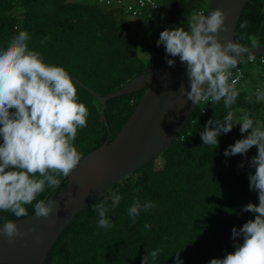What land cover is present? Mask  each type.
Here are the masks:
<instances>
[{
	"label": "trees",
	"instance_id": "obj_1",
	"mask_svg": "<svg viewBox=\"0 0 264 264\" xmlns=\"http://www.w3.org/2000/svg\"><path fill=\"white\" fill-rule=\"evenodd\" d=\"M206 8L205 0H0V48L20 31H27L32 37L30 49L40 52L46 63L64 67L71 77L106 95L165 63V47L157 46L160 33L182 25L187 29L188 16L203 10L206 14ZM243 21H247L246 29L239 27ZM244 34L255 35L259 45L264 44V0L247 2L235 32L236 41L247 45V39L240 40ZM73 81L79 102L89 110L87 127L78 129L74 141L83 158L103 144L108 131L102 101ZM237 88L240 96L234 113L244 109L264 121V102L247 103L250 91L243 81ZM144 93L140 90L106 102L110 141ZM227 111L223 101L206 104L204 112L198 105L163 153L104 193L117 192L122 197L107 213L114 226H97L92 205L103 197L96 198L67 226L44 264H142L143 257L157 248L162 252L154 264H174L177 252L184 264H209L213 258L234 252V243H242V237L234 241L232 229L255 218L242 207L258 204V193L250 190L249 174L239 167L241 155H224L232 145L230 133L219 137L218 147L204 145L200 136L209 119L222 120ZM67 182L68 177L54 197ZM54 191L46 186L37 199L48 200ZM135 200L152 201L155 207L141 210L133 224L127 210ZM26 207L29 215L34 213L32 205ZM2 217L16 219L10 212H1Z\"/></svg>",
	"mask_w": 264,
	"mask_h": 264
},
{
	"label": "clouds",
	"instance_id": "obj_2",
	"mask_svg": "<svg viewBox=\"0 0 264 264\" xmlns=\"http://www.w3.org/2000/svg\"><path fill=\"white\" fill-rule=\"evenodd\" d=\"M227 15L221 8L192 13L188 16L187 29L176 26L162 31L157 46L163 45L166 63L171 67L179 57L187 66L190 91L183 86L180 93L194 105L201 102L212 104L223 101L228 109L223 119H209L200 132L204 145L219 146V137L230 133L235 125H241L244 135L225 150L226 157L244 155L254 146L257 154L251 157L249 188L258 193L259 203L242 207L251 212L240 228L232 229V238L242 237V243H234V252L223 258H213L209 264H264V121L253 117L251 111H242L239 117L232 110L240 96L238 83L243 78L239 65L255 63L259 40L255 35L244 34L247 45L235 39L226 42L220 32L229 31ZM247 21L239 24L246 29ZM31 36L27 31L14 35L6 47L0 48V211L10 212L20 220L29 217L26 206L32 205L37 217L48 218L59 210L55 200L37 199L46 186L55 190L59 177H68L81 163L82 154L74 145L78 129L87 127L89 110L79 102L77 87L69 72L62 66L46 63L40 52L30 49ZM51 37H45L46 43ZM247 53V55H245ZM235 70V71H234ZM247 103L264 102V86H257L245 97ZM239 167H244L242 162ZM100 203L92 205L97 214V226L113 227L107 216L111 208L119 205L117 192L101 194ZM109 201L111 204L109 205ZM155 207L152 201L135 200L128 208V216L135 224L141 210ZM0 236L10 244L17 238L28 236L35 228L21 231L16 223L2 217ZM146 229L151 225L145 224ZM27 245V241H25ZM162 249H154L143 257L142 264H154ZM174 264H184L179 252Z\"/></svg>",
	"mask_w": 264,
	"mask_h": 264
},
{
	"label": "water",
	"instance_id": "obj_3",
	"mask_svg": "<svg viewBox=\"0 0 264 264\" xmlns=\"http://www.w3.org/2000/svg\"><path fill=\"white\" fill-rule=\"evenodd\" d=\"M248 1H210L207 12L221 8L227 15L229 31L220 32L222 42H226L225 37L236 40V27ZM253 51L256 55L264 54V44ZM171 59L176 61L174 66L170 67L165 62L137 75L126 85L106 95L98 94L72 77L102 101V115L108 131L106 139L101 146L82 158L81 163L68 176L64 188L54 197L58 188L55 189L48 199L57 202L58 211H54L48 218L37 217L33 213L20 220L11 219L16 220L23 232L30 228L36 231L17 238L14 244L0 236V264H44L52 246L82 209L115 183L159 156L179 137L197 105L180 93L182 86L190 91L186 64L179 57ZM140 90L145 93L137 108L110 141L105 115L106 102ZM2 226L3 221L0 220Z\"/></svg>",
	"mask_w": 264,
	"mask_h": 264
},
{
	"label": "rangeland",
	"instance_id": "obj_4",
	"mask_svg": "<svg viewBox=\"0 0 264 264\" xmlns=\"http://www.w3.org/2000/svg\"><path fill=\"white\" fill-rule=\"evenodd\" d=\"M210 1L211 0H205V6H207V8L205 9L207 12V9L210 5ZM240 67L244 70L245 73V77L243 78V82L247 85L248 90L249 91H253L255 89V86L258 85H264V81H262L259 78V66L257 64H253V66L249 67V65L247 63H244L242 65H240ZM243 111H247L244 109H241ZM239 110L236 114V117H239L242 114V111ZM257 119L261 120V117H257ZM262 121V120H261ZM240 127L241 125H235L233 127V130L230 132L231 134V144H234L236 140L238 139H242L244 137V135L246 134H242L240 132ZM257 154V147L254 146L252 149L249 150V152L247 153V157H245L244 155L240 156V164L243 162L244 163V170L246 171V173H254L255 169L249 167V163L251 160V157H253L254 155ZM160 163V162H158Z\"/></svg>",
	"mask_w": 264,
	"mask_h": 264
},
{
	"label": "built area",
	"instance_id": "obj_5",
	"mask_svg": "<svg viewBox=\"0 0 264 264\" xmlns=\"http://www.w3.org/2000/svg\"><path fill=\"white\" fill-rule=\"evenodd\" d=\"M102 1H105L107 3H110L111 0H102ZM151 1V0H149ZM143 3V2H142ZM204 11V10H203ZM205 12V11H204ZM250 64H253V63H250ZM254 64H257L259 65L261 68H262V75H263V81H264V54H261V55H256V61ZM240 68V71L242 72L243 74V78L245 77V73H244V70L240 67V65L238 66ZM235 71V70H234ZM243 78L240 80V82L243 80ZM239 82V83H240ZM238 83V84H239ZM258 86H264V85H258ZM208 103H211V102H208ZM208 103H205V102H201L199 104L200 106V110L201 112H204L205 111V105L208 104ZM198 106V105H197Z\"/></svg>",
	"mask_w": 264,
	"mask_h": 264
},
{
	"label": "crops",
	"instance_id": "obj_6",
	"mask_svg": "<svg viewBox=\"0 0 264 264\" xmlns=\"http://www.w3.org/2000/svg\"><path fill=\"white\" fill-rule=\"evenodd\" d=\"M259 78L263 81V79H262V71L259 69Z\"/></svg>",
	"mask_w": 264,
	"mask_h": 264
}]
</instances>
